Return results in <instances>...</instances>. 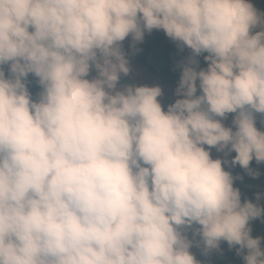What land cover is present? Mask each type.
Instances as JSON below:
<instances>
[{
	"label": "clouds",
	"instance_id": "clouds-1",
	"mask_svg": "<svg viewBox=\"0 0 264 264\" xmlns=\"http://www.w3.org/2000/svg\"><path fill=\"white\" fill-rule=\"evenodd\" d=\"M153 31L188 51L167 105L133 82ZM237 166L264 175V0H0V264H264Z\"/></svg>",
	"mask_w": 264,
	"mask_h": 264
},
{
	"label": "trees",
	"instance_id": "trees-1",
	"mask_svg": "<svg viewBox=\"0 0 264 264\" xmlns=\"http://www.w3.org/2000/svg\"><path fill=\"white\" fill-rule=\"evenodd\" d=\"M138 47L142 50L135 56H130V60L145 68L154 77L161 79L171 86H177L180 71L176 68V65L187 57L188 51L186 49L183 52L179 51L176 44L168 39L162 31H153L150 35L146 34L144 42L138 45ZM125 48L126 50L128 48L127 40L125 42ZM201 63L204 66L202 59ZM133 82L135 81L133 80ZM30 90L35 93L39 89L35 84H32L30 85ZM172 102L174 101H168L166 105ZM251 166L257 167L255 162ZM260 168L264 172V166H260ZM236 174L243 176L244 179L243 182L237 181L234 186L241 189L243 194L242 198L243 196H247L254 201L255 192L264 189V175L254 180L245 175L239 166L233 170V175ZM252 227L254 237L264 236V224L255 221L252 223ZM222 248L224 249L223 255L214 253L208 258L211 260V264H241L240 259L235 256L234 252L228 251L226 243L222 244ZM197 257L198 259H205L199 255L198 251Z\"/></svg>",
	"mask_w": 264,
	"mask_h": 264
},
{
	"label": "rangeland",
	"instance_id": "rangeland-1",
	"mask_svg": "<svg viewBox=\"0 0 264 264\" xmlns=\"http://www.w3.org/2000/svg\"><path fill=\"white\" fill-rule=\"evenodd\" d=\"M126 42V41H125ZM131 66L133 69V78L134 81L138 84H148V85H154L159 84L163 87L165 95L163 97V103L166 105L168 101H174L175 97L173 95L174 89L176 86H171L168 83L162 81L161 79L154 77L151 75L145 68L142 66L137 65L133 61H131ZM215 155V153H214ZM234 155V154H233ZM193 251H196L193 249Z\"/></svg>",
	"mask_w": 264,
	"mask_h": 264
}]
</instances>
